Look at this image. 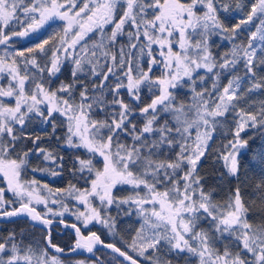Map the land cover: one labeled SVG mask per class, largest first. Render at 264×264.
Segmentation results:
<instances>
[{"label": "snow or ice", "instance_id": "obj_1", "mask_svg": "<svg viewBox=\"0 0 264 264\" xmlns=\"http://www.w3.org/2000/svg\"><path fill=\"white\" fill-rule=\"evenodd\" d=\"M232 8L243 10L240 3L228 0H0V81L6 82L0 84V177L19 204L8 210L13 202L4 200L5 188L0 187V217L27 214L50 224L36 205L62 216L69 211L63 201L71 198L84 208L76 218L85 227L96 221L112 230L114 222L101 217L93 201L102 208L134 204L142 222L126 247L137 258L114 243L104 244L95 232L83 235L75 224L79 239L72 251L92 253L96 245H103L127 264H139V257L150 264H171L169 255L194 257L198 264H264V221H249L240 188L218 204L197 174L212 134L230 111L238 117L234 142L229 141L230 150L222 154L230 176H237L239 149L247 144L241 132L249 123L264 126V106L258 115L238 108L247 94L264 89V76L254 70L264 66V0H253L238 19H221ZM254 18L258 25L249 31ZM56 20L63 24L53 36L33 47L8 51L14 37H27ZM245 33L247 39L237 41ZM214 35L231 41L230 49L214 53ZM118 37L126 41L119 43ZM69 58L72 81L55 86L62 62ZM85 67L100 83L93 80L91 94L80 84L77 97L78 74ZM225 73L230 78L221 85ZM207 80L212 82L210 89ZM185 85L191 91L187 102L179 100L176 91ZM145 89L152 93L147 104L141 97ZM94 113L103 118H94ZM36 117L50 124L53 134L55 119L61 118L64 146L73 150L71 174L79 175L85 187L69 183L53 193L35 179H22L30 154L52 163L58 159L38 146L40 136L32 139L35 151L20 149L29 138L26 125ZM59 160L62 169L63 158ZM118 186H128L131 195L115 196ZM258 188L264 202V184ZM49 203H58L62 211L53 213ZM47 244L63 252L50 237ZM0 264L61 261L49 259L46 248L22 246L10 234L0 242Z\"/></svg>", "mask_w": 264, "mask_h": 264}, {"label": "trees", "instance_id": "obj_2", "mask_svg": "<svg viewBox=\"0 0 264 264\" xmlns=\"http://www.w3.org/2000/svg\"><path fill=\"white\" fill-rule=\"evenodd\" d=\"M233 5L240 3L243 0H228ZM253 0H245L246 3V12L250 10V4ZM224 14L221 16L223 19ZM238 19V18H237ZM225 23H230V21H225ZM63 22H49L44 28L40 29L42 31L41 35L39 33L32 34V41H28L27 37L25 39H18L16 37L11 41L10 52L14 50H23L27 47H33L36 43H39L43 39H47L50 36H53L59 31ZM252 26L249 31H254L255 26L258 25V21L250 23ZM37 35V38L34 37ZM247 33L242 34L241 37H237V41L246 40ZM119 43H124L126 37H118ZM213 44V52L218 53L222 51H228L231 47V41L224 39L223 35H214L211 38ZM56 41L52 40L51 43L54 44ZM48 45L46 47H49ZM112 51H115L113 49ZM4 46L0 47V55H3ZM27 54V53H26ZM259 55V54H258ZM38 60L41 64L45 63V60L38 57ZM71 59L64 60L62 62V67L60 73H58V79L54 81L55 86H58L60 82L69 83L72 81L71 77ZM257 73V76H264V66L259 68H254ZM241 75L243 70H241ZM46 75V74H45ZM79 79L77 82V97L79 95V86L80 84H86L91 94L93 88V80L96 84H99V78H94L88 74V69L84 73L78 74ZM230 76L225 73L221 76L220 83L224 85L227 83V80ZM251 83V81H248ZM0 84H5V81H0ZM212 85L211 80L206 81V86L210 89ZM242 89L245 85L241 86ZM197 90H200L199 87ZM177 95L178 99L184 102H187L191 99V91L189 86L185 85L183 89H178ZM187 94V95H186ZM152 93H149L146 89L142 91L141 97L145 104L150 102V97ZM127 96H125V101L127 102ZM264 106V89L256 90L253 93L247 94L245 100L242 101L238 108H243L247 112H252L259 114L261 107ZM94 118L102 119L103 117L94 113ZM238 122V117L235 112L230 111L225 118H222V123L217 126L216 131L212 134V139L210 140L208 151L205 152V155L200 160V163L197 166V174L201 178V182L204 184L205 190L212 193L213 199L218 204L225 203L229 197L232 195V192L235 188L239 187L241 190V196L244 199L246 205L249 206V221L255 224L264 221V202L261 201V191L258 188V185L264 184V126H261L259 123L256 126H252L250 123L246 126L245 130L241 132V139L247 140V144L243 147H240L239 154L237 159L240 164V169L237 176H230L228 174L227 167L222 159V154L226 153L230 149L227 147L229 141L234 142V131L235 125ZM139 124V121H137ZM56 132L53 134L52 127L50 124H42L41 118H33L31 123L26 125V135L29 138L25 139L20 145V149L28 150L35 148L32 144V139L36 136H40L41 139L37 142L40 148H44L51 152L53 156L57 157L56 163L51 161H44L42 155H31L29 156V162L26 167V170L22 173V179L32 180L35 179L40 182V185H47L48 189H51L53 193L55 190L60 188L64 189L68 186L69 183L75 184L77 188L85 187L83 180L79 179V175L73 176L71 171L73 169V159L71 156L73 150L64 146L63 138L65 129L61 123V118L57 117L55 119ZM59 138V139H57ZM126 143H130V139L125 140ZM82 158L84 154L81 153ZM62 157L63 167L62 169L58 167L61 163L59 158ZM163 158V157H162ZM99 159V158H97ZM97 167H102L101 164L97 163L96 160L93 161ZM34 168H47L48 172L33 171ZM52 171L59 172L60 175L53 176L51 175ZM3 187V186H1ZM43 194H47V189L43 190ZM143 195V193H141ZM114 195L118 198H127L131 195V189L127 186L123 190L118 187L114 192ZM5 199L7 201H12L11 207L19 206L17 198L10 193L5 188ZM56 197L53 196L52 199ZM69 211L61 215H53L52 213H46V210L43 205H36V208L39 212L47 217L52 219L62 218L67 221L76 222L75 217L73 216L74 209L77 208L75 200L67 198L63 201ZM97 208L100 210L101 217L107 219L111 218V222H114L115 228L110 230L107 226H92V230H95L104 241L109 243H114L117 247H120L121 250L128 251L129 254H136L130 248L126 247V243L131 242V237L135 235V231L139 229L142 219L139 215V212L135 206L128 204H121L117 206L113 204L110 207L102 208L99 203H97ZM48 207L53 209V213H58L62 211L60 205L49 203ZM11 209V208H9ZM8 209V210H9ZM71 212V213H68ZM26 223V224H25ZM21 229L12 227L10 230L0 228V242H3L10 234H15L16 240L18 243L22 242V246L27 247L31 245L33 248L39 246L40 248H46V236L47 233L40 229H31L30 225L27 222L20 223ZM205 228L207 225H203ZM87 232H90L88 229ZM68 235H71L68 233ZM55 243V242H54ZM225 243H229L225 241ZM217 247L222 251L223 248L221 245ZM48 251V249H47ZM166 251V249H165ZM235 251V249H233ZM105 253V252H104ZM52 254L48 251V258ZM105 254L102 256V260L105 264H117L114 260L117 259L115 256L110 255L107 257ZM137 255V254H136ZM114 257V258H113ZM113 258V259H111ZM170 260L171 264H198V261L193 258H189L187 255L175 256L169 255L166 257ZM75 260V259H74ZM68 261L67 264H76L75 261ZM77 260V259H76ZM109 260V261H108ZM120 261V260H119ZM77 262V261H76ZM121 262V261H120ZM145 264H150L149 260L143 261ZM87 264H98L97 262L88 261Z\"/></svg>", "mask_w": 264, "mask_h": 264}, {"label": "flooded vegetation", "instance_id": "obj_3", "mask_svg": "<svg viewBox=\"0 0 264 264\" xmlns=\"http://www.w3.org/2000/svg\"><path fill=\"white\" fill-rule=\"evenodd\" d=\"M56 21H58V20H56ZM51 22L53 23L55 21H51ZM41 32L42 31L39 30L38 32H36V34L39 33L41 35L42 34ZM31 39H32L31 37L27 38V40L29 42L31 41ZM4 195H5V192H4ZM4 200L6 201L5 196H4ZM10 208H12V207H10ZM9 210H11V209H9ZM48 219L51 221V224L52 223L55 224V225H50L49 230H46V229H43V228H39V227L31 224L28 220H16V221H12V222H0V228L5 229L4 231L10 230V229H12V227H16L17 229L20 230L21 229L20 223L27 222V224L30 225L31 229H40V230H43V231H45L47 233L46 240H45L46 241V247H47L48 251L52 254L49 257V259L51 257L55 256L56 258H58L61 261V264H67L68 261H72L74 259H75L74 261H75L76 264H79L80 261H84L85 264H87L88 261L97 262V263L99 261V262H102V264H105L104 261L101 258L105 254H108L106 256L109 257V254H110V253H108L105 250H97V251H95L94 252L95 258L87 257L84 254L71 255V256H62V255H59V254H56L55 252H53L52 249L47 244V238L49 237V232L51 233V244L52 245H55L56 247H58L60 249H63L64 252H71L72 249L74 248L75 244H76V241H77V236L70 229L73 224H75L78 228H80V230L83 233V235L87 236V235L90 234V232H95L105 244H109V242L104 241V239L101 237V235H99L95 230H92V227L84 228L82 226V224L80 222H78L77 220H76V222H73V221L69 222V221H67L65 219H62V218H57V219L48 218ZM88 229L90 230V232H87ZM68 233H70L71 235H68ZM122 251H125V250H122ZM111 255H113V254L111 253ZM130 255H133L134 258H137L136 254L135 255L134 254H130ZM115 257L117 259H115L114 257L113 258H114V260H115V262L117 264H126L125 262L121 261V259L118 258L117 256H115ZM113 258H111V259H113ZM143 261H145V259L139 257V262L141 264H145Z\"/></svg>", "mask_w": 264, "mask_h": 264}, {"label": "water", "instance_id": "obj_4", "mask_svg": "<svg viewBox=\"0 0 264 264\" xmlns=\"http://www.w3.org/2000/svg\"><path fill=\"white\" fill-rule=\"evenodd\" d=\"M36 210L38 211V209L36 208ZM39 212V211H38ZM44 217V216H43ZM45 219H47V220H49L48 218H46V217H44ZM16 220H28L31 224H33V225H35V226H37V227H39V228H43V229H46V230H49V227H50V225H55L54 223H50V224H44V223H42L41 221H33L32 219H31V217L30 216H28L27 214H22V215H19V216H16V217H0V222H12V221H16ZM77 227V226H76ZM78 228V227H77ZM71 229V231L77 236V234H76V231H75V229L73 228V227H71L70 228ZM80 229V228H79ZM80 232H81V230H80ZM82 233V232H81ZM83 234V233H82ZM49 237H50V239H51V233L49 232ZM48 237V238H49ZM77 239H79V237L77 236ZM105 244V243H104ZM50 247V246H49ZM51 249H52V251L53 252H55L56 254H59V255H62V256H71V255H80V254H84L85 256H87V257H90V258H95V254H94V252L95 251H97V250H106V251H109V252H111L112 254H114L115 256H117L118 258H120L122 261H124L123 260V258L122 257H119L118 256V254H116V253H114L111 249H109V248H106V247H104L103 245H96V247L94 248V250H93V252L92 253H89V252H87L86 250H84V249H77V250H75V251H71V252H57L56 251V249L55 248H52V247H50ZM56 248H58V247H56ZM126 264H127V262L126 261H124ZM139 264H141L140 262H139Z\"/></svg>", "mask_w": 264, "mask_h": 264}, {"label": "rangeland", "instance_id": "obj_5", "mask_svg": "<svg viewBox=\"0 0 264 264\" xmlns=\"http://www.w3.org/2000/svg\"><path fill=\"white\" fill-rule=\"evenodd\" d=\"M229 2V1H228ZM230 3V2H229ZM230 4H232V3H230ZM240 4H241V6H242V11L241 10H239V9H235V8H232L228 13H225L224 15H227V16H230V17H236V18H239V17H241V16H243V15H245V13H247L246 12V3H245V0H243L242 2H240ZM233 5V4H232ZM55 22H57V21H55ZM251 24H249L248 25V29L250 30V28H251ZM32 34H34V33H31L29 36H27V38L28 37H31V38H33V36H32ZM16 38H18V39H25V37H16ZM35 38H37V35L34 37V39ZM32 41V40H31ZM12 45H11V42H10V47H11ZM0 47H3V45H0ZM12 48V47H11ZM8 51L10 52V48H8ZM70 59V58H69ZM69 59H67V60H69ZM87 69V67H85V70ZM209 143H210V141L208 142V146H209ZM202 159V158H201ZM200 163V161L198 162V164ZM198 164H197V166H198ZM1 186H3V188H6V182L3 180V178L2 177H0V187ZM118 187H120V186H118ZM117 187V188H118ZM128 187V186H127ZM7 189V188H6ZM116 190H114V192H115ZM10 192V191H9ZM11 193V192H10ZM114 194V193H113ZM76 202V204H77V208L76 209H74V212L73 213H71V212H68V213H71V214H73V216L75 217V220H77V218H76V213H77V211L79 210V211H83L84 210V208H83V206L82 205H79V203L77 202V201H75ZM97 203H98V201H93V204H94V206H96L97 205ZM132 206H135L134 204L132 205ZM97 207V206H96ZM135 208H136V206H135ZM138 210V209H137ZM141 217V216H140ZM141 219H142V217H141ZM78 222H80L81 224H82V226L84 227V228H90V227H92V226H94V225H97V226H103L104 224H102V223H98V222H96V221H93V222H91V223H89L86 227L83 225V220H77ZM106 251V250H105ZM149 251H151V250H149ZM108 253H110L109 254V256L111 255V252H109V251H107ZM114 255V254H113ZM147 255V254H146ZM115 256V255H114ZM141 258H143V259H145L144 257H141ZM122 261V260H121ZM124 262V261H123Z\"/></svg>", "mask_w": 264, "mask_h": 264}]
</instances>
